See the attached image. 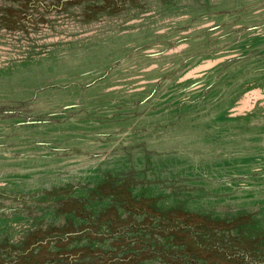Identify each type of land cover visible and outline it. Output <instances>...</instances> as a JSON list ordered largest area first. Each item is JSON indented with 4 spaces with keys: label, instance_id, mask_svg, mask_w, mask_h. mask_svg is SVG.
I'll use <instances>...</instances> for the list:
<instances>
[{
    "label": "rangeland",
    "instance_id": "rangeland-1",
    "mask_svg": "<svg viewBox=\"0 0 264 264\" xmlns=\"http://www.w3.org/2000/svg\"><path fill=\"white\" fill-rule=\"evenodd\" d=\"M0 264H264V0H0Z\"/></svg>",
    "mask_w": 264,
    "mask_h": 264
}]
</instances>
